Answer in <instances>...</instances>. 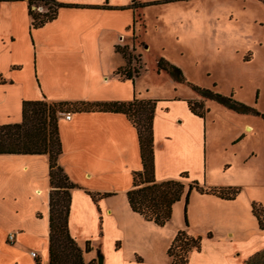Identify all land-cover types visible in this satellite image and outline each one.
Wrapping results in <instances>:
<instances>
[{"label":"crops","instance_id":"0c3cea01","mask_svg":"<svg viewBox=\"0 0 264 264\" xmlns=\"http://www.w3.org/2000/svg\"><path fill=\"white\" fill-rule=\"evenodd\" d=\"M56 1L83 7L61 8L53 21L30 29L26 1L0 3V125L21 121L23 101L129 102L135 97L138 77L133 82L122 80L114 72L125 65L116 47L124 46L139 9L89 7L107 3L116 8L140 2ZM154 100L152 135L157 182L178 180L185 175V182L196 181L207 188L250 186L257 172H247L245 166L239 164L236 153L219 168L210 167L208 119L195 116L188 107V101L201 98L174 94ZM64 113L71 117L69 120L58 118L62 148L58 164L77 185L71 191L68 230L78 243L90 242L91 251L84 255V261L88 263L100 254L103 264H154L145 261L137 251L134 256L138 261H134L133 255H127L124 250L128 234L133 236L135 230H141L148 236L158 229L154 223L132 212L126 198L132 188V174L142 168L135 128L123 114ZM250 128L247 125L246 131ZM240 138L243 142L250 138L249 133L244 136L242 132H230L228 142L238 140V143ZM254 155L255 150L253 158ZM49 193L46 155H0V203L4 205L9 201L16 208L11 211L10 225L13 226L9 233L14 235V241L9 243L7 236L4 243L13 255L2 253L0 264H49ZM90 193L108 196L94 202ZM197 195L221 212L236 214L239 208L248 211L254 231L245 246L252 253L264 249V232L257 227L251 210L254 201L249 195L245 199L240 194L234 200ZM19 203L22 204L20 210L17 209ZM208 218L205 217L206 221ZM26 219H29L28 225L24 224ZM214 219L218 223L217 218ZM188 220L189 228L194 231L195 223L190 217ZM180 228L175 229L171 237ZM208 228L213 236L208 243L222 248L235 246L234 258L240 242L233 240V230H216L212 225ZM221 235L225 239H220ZM33 250L35 257L30 256ZM16 251L23 257L14 254ZM238 264L244 263L239 261Z\"/></svg>","mask_w":264,"mask_h":264},{"label":"rangeland","instance_id":"374dc122","mask_svg":"<svg viewBox=\"0 0 264 264\" xmlns=\"http://www.w3.org/2000/svg\"><path fill=\"white\" fill-rule=\"evenodd\" d=\"M138 1L157 3L139 9L140 17L136 16L133 32L129 30L123 43L129 49L134 48L135 58L140 57V61H132V67L140 71L135 86L136 98L154 100L174 94L201 98L190 87L193 85L221 96H232L236 101L259 113L240 114L213 100H198L203 103L208 119L210 167L219 168L236 153L239 164L245 166L246 171L251 174L257 172V176L248 187L240 184L227 187L239 188L238 195L241 194L245 199L249 195L253 203L260 204L264 211V0ZM49 7L53 8L50 0H35L32 10L44 14ZM161 58L178 67L186 82L179 83L165 71L158 72L157 62ZM63 114L66 113L58 115L64 117ZM245 125L251 128L246 131ZM234 131L242 132L244 136L249 133L250 138L243 139V142L240 138L238 143V140L229 143L228 135ZM236 145L238 146L235 147ZM182 182L185 189L180 200L174 205L170 222L162 227L158 226V229L148 233V236L141 230H135L133 236L128 234L124 243L127 255L132 254L134 261H138L134 256V251H137L148 263L172 264L167 251L180 230L171 237L172 233L180 226L181 230L201 238L200 251L192 252L188 264H238L239 261L245 264L259 252L252 253L251 249L245 246L254 231L248 211L246 213L244 209L239 208L236 214L221 212L202 201L197 195L200 193L195 190L191 191L185 206L189 183L183 179ZM21 207L22 204L19 203L17 209L20 210ZM14 209L16 208L11 206L9 201L4 205L0 203V255L6 252L13 255V251L7 249L4 243L13 226L10 222L11 211ZM189 217L195 223L194 231L189 228ZM205 217H209L207 221ZM214 218H217L218 223H215ZM24 224L28 225L29 219H26ZM211 225L216 230H233V240L240 242L238 249L234 251V258L232 250L235 246L222 248L208 243L213 239L212 234L208 232V226ZM236 229L242 232L239 233ZM260 230L264 232V229ZM220 239H225L224 235H221ZM33 241L32 239L31 242ZM76 243L81 249L84 248V244L77 241ZM14 254L19 253L16 251ZM19 256L23 257L21 253ZM260 262L256 264H264V257Z\"/></svg>","mask_w":264,"mask_h":264},{"label":"trees","instance_id":"16d2710c","mask_svg":"<svg viewBox=\"0 0 264 264\" xmlns=\"http://www.w3.org/2000/svg\"><path fill=\"white\" fill-rule=\"evenodd\" d=\"M21 1L25 0H0V3ZM34 1L27 0L30 29L41 28L53 21L56 18L58 10L61 8L83 7L50 0L53 8L49 7L47 12L42 14L32 10ZM156 3H137L134 1L127 6L116 8L110 7L105 3L102 6H92L89 8L104 10L131 9L135 11ZM135 23L136 20L133 22L132 32ZM116 51L124 58L125 65L118 68L114 74L122 80L133 82L139 76L140 71L132 67V61L136 59L140 61V57L136 56L135 58L133 56L134 48L129 49L127 45L116 47ZM139 70H141V67ZM157 71H165L179 83L186 82L182 71L162 58L157 62ZM190 87L201 98L223 104L236 113L259 115L256 111L236 101L232 96H221L213 91L200 89L193 85H190ZM155 107L156 100H142L137 99L136 96L129 102H48L44 99L23 101L21 105V121L16 124L0 125V155H46L48 157V182L50 188L48 200L49 264H97L96 259L88 263H85L83 259V255L91 251L90 242L86 241L84 248L81 249L68 230L71 191L77 188V185L69 179L63 168L58 164V158L62 153L58 131L59 113L104 112L125 115L136 130L142 165L140 171L132 174V188L126 193L128 205L132 212L140 215L144 220L154 223L156 226L162 227L171 220L173 207L180 200L184 192L185 185L182 179L186 178V176L183 175L182 179L178 180H166L162 182L155 180L152 135ZM188 107L192 114L204 118L206 110L201 101H188ZM192 190L200 194L213 195L222 200H234L240 193V189L236 187L206 188L198 182L192 181L188 184L185 206L188 204V198ZM89 195L94 202L108 196L107 194L93 193ZM251 210L258 222L259 228L264 229V211L261 205L252 203ZM185 227H188L186 217ZM200 248V237L192 236L186 230H180L171 243L167 255L172 260V264H188L189 255L193 251L199 252ZM263 257L264 249L250 257L245 264L259 263Z\"/></svg>","mask_w":264,"mask_h":264},{"label":"built area","instance_id":"2783aa9c","mask_svg":"<svg viewBox=\"0 0 264 264\" xmlns=\"http://www.w3.org/2000/svg\"><path fill=\"white\" fill-rule=\"evenodd\" d=\"M70 117H71L70 114H64V118H65L66 120H69ZM7 240H8L9 243H12V242L14 241V235H13V234L8 235ZM35 255H36V254H35L34 251H30V256H31V257H35Z\"/></svg>","mask_w":264,"mask_h":264},{"label":"water","instance_id":"95a60500","mask_svg":"<svg viewBox=\"0 0 264 264\" xmlns=\"http://www.w3.org/2000/svg\"><path fill=\"white\" fill-rule=\"evenodd\" d=\"M96 260L97 264H103V257L100 254L97 255Z\"/></svg>","mask_w":264,"mask_h":264}]
</instances>
